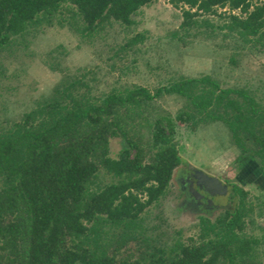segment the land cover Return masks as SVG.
<instances>
[{
  "label": "trees",
  "instance_id": "1",
  "mask_svg": "<svg viewBox=\"0 0 264 264\" xmlns=\"http://www.w3.org/2000/svg\"><path fill=\"white\" fill-rule=\"evenodd\" d=\"M151 1L0 0V50L53 22L83 38L112 21L129 26ZM169 2L180 8L183 29L226 7L228 22L219 27L264 47V0ZM142 39L137 35L128 43ZM83 76L63 74L48 97L0 128V264H255L264 235L244 232L253 206L237 185L230 187L237 195L231 208L213 220L199 216L196 239L186 243L153 244L140 214L165 194L181 162L172 143L173 121L190 128L220 121L242 152L251 141L262 164L264 108L244 90L222 88L208 75L181 76L152 91L113 88L101 97L91 94ZM164 94L183 98L182 109L173 118L148 117L143 106ZM140 120L149 128L145 143ZM112 137L123 141L115 157L108 150ZM101 176L111 181L103 183ZM129 243L136 253L121 255Z\"/></svg>",
  "mask_w": 264,
  "mask_h": 264
},
{
  "label": "rangeland",
  "instance_id": "2",
  "mask_svg": "<svg viewBox=\"0 0 264 264\" xmlns=\"http://www.w3.org/2000/svg\"><path fill=\"white\" fill-rule=\"evenodd\" d=\"M227 13L226 7H216L214 13L198 16L196 24L183 29L180 8L169 0H153L131 16L133 24L123 26L112 21L92 38L80 37L65 24L54 22L15 37L16 42L0 50V128L19 120L22 113L48 97L63 74L84 75L95 97L113 88L143 86L152 91L181 76L208 75L222 88L244 90L264 108V47L220 28L228 22ZM232 13L241 15L236 9ZM137 35L143 39L128 43ZM183 105V98L164 94L144 105L143 112L152 118L165 114L173 118ZM173 123L172 143L180 166L173 169L165 194L140 214L144 235L153 244L166 247L176 239L184 243L188 238L196 239L199 216L213 220L236 201L231 185L246 191L245 201L253 206L244 219V232L254 237L264 235V178L260 175L264 162L261 164L253 154L256 147L251 141L244 142L246 150L242 152L220 121L198 123L194 128ZM140 124L137 128L145 143L149 128L142 120ZM122 147L120 137L109 138L111 157ZM196 169L218 178L227 189L219 193L199 189L192 173ZM188 171L200 195L208 197L203 205L210 207L183 203L185 193L179 177ZM101 177L103 183L111 181L109 176ZM134 247L129 243L121 255L135 254ZM255 260V264H264V239L256 246Z\"/></svg>",
  "mask_w": 264,
  "mask_h": 264
},
{
  "label": "flooded vegetation",
  "instance_id": "3",
  "mask_svg": "<svg viewBox=\"0 0 264 264\" xmlns=\"http://www.w3.org/2000/svg\"><path fill=\"white\" fill-rule=\"evenodd\" d=\"M180 165H178L177 167H179ZM187 175H184L179 177V186L181 188V190L184 191L185 193V200H183V203H188L191 204V206L193 207H197V208H207L210 207L211 205L208 206H204L203 205V201L205 202V199H207V195L205 193H203L202 195H200V192L198 189H196L194 187V185L192 184V176L191 173L188 171L186 173Z\"/></svg>",
  "mask_w": 264,
  "mask_h": 264
},
{
  "label": "water",
  "instance_id": "4",
  "mask_svg": "<svg viewBox=\"0 0 264 264\" xmlns=\"http://www.w3.org/2000/svg\"><path fill=\"white\" fill-rule=\"evenodd\" d=\"M192 173L195 178H197L195 185H197L199 189H201L200 187H202L207 192H212V190H216L217 193H219L220 190L225 191L227 189V186L223 184L218 178L208 176L202 170L196 169L193 170Z\"/></svg>",
  "mask_w": 264,
  "mask_h": 264
}]
</instances>
